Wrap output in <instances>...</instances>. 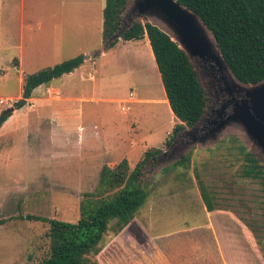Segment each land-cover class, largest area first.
I'll return each instance as SVG.
<instances>
[{"label": "rangeland", "instance_id": "1", "mask_svg": "<svg viewBox=\"0 0 264 264\" xmlns=\"http://www.w3.org/2000/svg\"><path fill=\"white\" fill-rule=\"evenodd\" d=\"M104 5L105 0H0V113L11 106L34 110L39 102L31 99L21 108L15 106L22 97L24 72L79 53L85 55L83 66L52 83L94 98L83 103L85 141L93 142L90 146L79 127L75 144L76 120L57 118L54 101L41 104L45 118L40 128H24L0 139V213L9 216L0 227V264H38L46 255L48 223L21 215L75 222L80 199L95 189L104 164L113 167L126 157L132 168L152 147L162 152L144 169L142 183L149 195L132 220L141 243L132 246L130 230L109 229L101 263L136 264L137 246L147 255L156 254L161 264H264V189L259 178L243 175L240 146L263 169L264 152L235 122L215 138L183 144L176 136L165 146L178 119L162 101L157 67L148 66L146 54L134 58L132 41L121 40L115 49L93 57L103 48ZM132 21H150L170 33L145 15H126L123 26ZM192 64L206 95V117L212 119L224 102H214L210 67L195 60ZM221 75L225 73L216 70V76ZM51 93L49 99L56 100L55 91ZM75 108L77 115L79 103ZM108 145L114 146L111 151L103 149ZM185 154L190 155L188 168L172 166ZM200 181L215 204L213 214L202 199Z\"/></svg>", "mask_w": 264, "mask_h": 264}, {"label": "trees", "instance_id": "2", "mask_svg": "<svg viewBox=\"0 0 264 264\" xmlns=\"http://www.w3.org/2000/svg\"><path fill=\"white\" fill-rule=\"evenodd\" d=\"M178 1L196 13L209 28L237 81L254 84L264 80V0ZM127 3L128 0H105L103 48L94 52L93 57L113 48L120 38L139 40L147 36L169 106L178 119L167 135L164 145L171 146L176 136L184 137L181 138L182 143L187 144L184 133L189 129L186 127L192 128L202 124L206 118L207 99L192 64L194 59H190L178 43L157 24L150 21H132L123 26L126 15L134 16L131 8L125 13ZM116 33L120 36L115 37ZM84 60L85 55L79 53L53 65L23 74L22 97L16 101L15 106L22 107L34 88L73 71ZM10 114L11 112L4 110L0 113V126ZM240 151L245 159L243 175L259 178L264 189L263 166L241 146ZM161 152L159 147L147 149L132 168L126 158H122L113 167L104 164L100 169L95 189L86 192L80 199L79 218L75 222L34 214L21 215V218L27 220L48 223L46 236L49 247L38 264H102L99 255L103 249L104 235L109 229L115 233L130 230L132 246L140 244L139 234L134 231L136 228H132V220L149 195L142 183V176L146 165L152 163ZM189 163L190 155L185 154L172 166L188 168ZM200 189L207 211L214 213L215 204L202 181ZM6 220L0 217V225ZM137 229L140 233L144 232L142 225H138ZM136 248V253H139L134 257L136 264L158 263L156 254L150 256L139 247Z\"/></svg>", "mask_w": 264, "mask_h": 264}, {"label": "water", "instance_id": "3", "mask_svg": "<svg viewBox=\"0 0 264 264\" xmlns=\"http://www.w3.org/2000/svg\"><path fill=\"white\" fill-rule=\"evenodd\" d=\"M131 11L134 15L149 16L160 21L168 33L184 50L190 59L200 66L215 68L221 75L222 89L232 96L230 108L227 103L217 110L218 117L211 119L209 128L200 135H193L187 144L215 138L229 123H239L264 152V80L254 84L241 83L235 79L221 55L209 28L199 16L178 0H133ZM120 34L116 33L115 37ZM239 97H234V93ZM8 107L4 112H12ZM189 133V130L186 131Z\"/></svg>", "mask_w": 264, "mask_h": 264}, {"label": "crops", "instance_id": "4", "mask_svg": "<svg viewBox=\"0 0 264 264\" xmlns=\"http://www.w3.org/2000/svg\"><path fill=\"white\" fill-rule=\"evenodd\" d=\"M121 40H123V39L120 38L119 41L115 44V46L113 47L114 49L116 48V46L119 44V42ZM124 41L125 42H129V41L135 42L136 45L134 46V49H132V51H131L134 58L140 59V58H142V54H146L148 57L147 58L148 59V66L152 67V65H153V67H155V68L157 67L153 53H152V50H151L150 42H149V39L147 36H145L144 38L139 39V40H124ZM140 41H143V45ZM17 61L20 64V60L18 59ZM81 66H83V63L79 67L75 68L73 71H71L69 73H65V74H73V72L75 70H77L78 68H80ZM157 70H158V68H157ZM158 72H159V70H158ZM25 73L26 72H24V74ZM90 77L93 78L94 76L91 74ZM52 81H50L49 83L38 85L32 91L31 96L29 98H27V99H31L34 102L35 101L39 102L36 105V108L34 110L28 109L27 111H22L21 109H14L13 112L3 121V123L0 126V139L9 133H13V132H16V131L24 129V128H28V127L34 128L35 127L34 129H36L37 126L39 127L42 123V119L45 118V116H44L45 110L42 109L41 104L43 105L45 102L54 101L56 103L55 111L57 112V116H58L57 118H59V117L62 118L63 116L65 118H70V117L74 118L76 120L75 121V130L77 127L82 129L81 137L83 138V136H84L83 142L89 146L93 143V142H86L85 141V126L83 124L84 123L83 122V103L88 101V100H92L94 98L92 96L90 97V96H85V95H80V94H72L70 92H67L66 89L65 90L63 89V86H61L59 84H54V83H52ZM52 91H55V93H56L54 95L55 97H57L56 100H50L49 99L50 96L54 93V92L51 93ZM164 92H165V90L163 89L162 101L168 107V110H169V113L171 114V116H174V114L171 111V108L169 106V103H166L167 97L165 95L166 93H164ZM69 103L71 104V106H69ZM76 103L77 104L79 103V106H80L77 115H76V108H75ZM68 113L71 116H68ZM39 128H37V129L39 130ZM39 133L40 132L38 131L37 135ZM51 134L53 135V132ZM25 139L26 138L24 137L23 141H25ZM38 139H39V136L36 140L37 143H38ZM76 142H77V130H76L75 144H76ZM26 143H29L28 140ZM113 147H114L113 145H108L107 147H104L103 149H106L107 151L108 150L111 151ZM97 151L99 152V149ZM81 152H84V149L82 147L80 149V153ZM80 156H81V154H80ZM123 158H126V157H123ZM210 214H213V213H210ZM0 217H2L1 213H0ZM8 217L9 216L2 217V218H6L7 220H9ZM7 220L3 224H5L7 222ZM3 224H1L0 227L3 226ZM157 264H161V263L158 262Z\"/></svg>", "mask_w": 264, "mask_h": 264}, {"label": "flooded vegetation", "instance_id": "5", "mask_svg": "<svg viewBox=\"0 0 264 264\" xmlns=\"http://www.w3.org/2000/svg\"><path fill=\"white\" fill-rule=\"evenodd\" d=\"M208 76L212 79L211 85L214 87V93L216 96V103H227L226 106V111L229 110L230 108V101H232V96L228 94L225 90L222 89L223 86V81L220 77L216 76V69L215 68H210V70L207 71ZM234 97H239L240 95L238 93L233 94ZM222 106V105H221ZM215 117H218V113L215 115ZM211 125V119H203L202 124H197L193 126L190 130L189 133H184V136L186 137V140L190 139L191 136L193 135H200L204 131H206L209 126ZM185 140V141H186Z\"/></svg>", "mask_w": 264, "mask_h": 264}, {"label": "built area", "instance_id": "6", "mask_svg": "<svg viewBox=\"0 0 264 264\" xmlns=\"http://www.w3.org/2000/svg\"><path fill=\"white\" fill-rule=\"evenodd\" d=\"M121 108H122V110H124V109H125V107H124V106H122Z\"/></svg>", "mask_w": 264, "mask_h": 264}, {"label": "bare ground", "instance_id": "7", "mask_svg": "<svg viewBox=\"0 0 264 264\" xmlns=\"http://www.w3.org/2000/svg\"><path fill=\"white\" fill-rule=\"evenodd\" d=\"M166 95V94H165ZM166 103H168V101L166 100Z\"/></svg>", "mask_w": 264, "mask_h": 264}]
</instances>
